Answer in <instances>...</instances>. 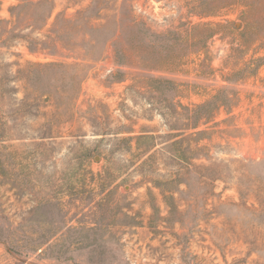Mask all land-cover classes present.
<instances>
[{
    "label": "rangeland",
    "instance_id": "374dc122",
    "mask_svg": "<svg viewBox=\"0 0 264 264\" xmlns=\"http://www.w3.org/2000/svg\"><path fill=\"white\" fill-rule=\"evenodd\" d=\"M0 264H264V0H0Z\"/></svg>",
    "mask_w": 264,
    "mask_h": 264
},
{
    "label": "trees",
    "instance_id": "16d2710c",
    "mask_svg": "<svg viewBox=\"0 0 264 264\" xmlns=\"http://www.w3.org/2000/svg\"><path fill=\"white\" fill-rule=\"evenodd\" d=\"M49 49H50V47H48ZM59 66H61V67H72V68H76V67H78V66H80V64H76V65H74V66H70V65H66V64H63V63H57ZM74 84V82L72 83V85Z\"/></svg>",
    "mask_w": 264,
    "mask_h": 264
}]
</instances>
